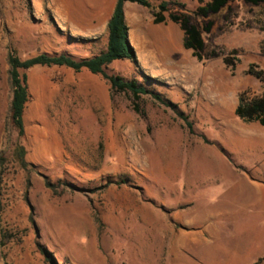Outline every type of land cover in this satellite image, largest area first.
<instances>
[{"label": "rangeland", "instance_id": "rangeland-1", "mask_svg": "<svg viewBox=\"0 0 264 264\" xmlns=\"http://www.w3.org/2000/svg\"><path fill=\"white\" fill-rule=\"evenodd\" d=\"M177 1L189 12L198 5ZM115 2L0 0V264H48L42 250L58 264H264V236L245 247L235 232L220 230L180 253L168 244L169 226L186 229L180 218L200 213L227 188L264 184V126L235 114L239 94L264 93L249 72H264V2L232 0L210 16L203 38L214 54L203 60L183 47L177 24H156L153 8L126 3L135 61L104 70L137 79L164 102L142 95L135 110L131 94L111 91L99 74L35 66L26 71L29 99L18 135L8 47L22 59L97 55ZM246 213L233 231L254 219L264 225V208ZM217 244L222 249L211 252Z\"/></svg>", "mask_w": 264, "mask_h": 264}, {"label": "trees", "instance_id": "trees-1", "mask_svg": "<svg viewBox=\"0 0 264 264\" xmlns=\"http://www.w3.org/2000/svg\"><path fill=\"white\" fill-rule=\"evenodd\" d=\"M153 1L156 5L153 6ZM232 0H197L196 8L189 12L185 4L177 0H116L112 13L106 24V46L103 51L92 57L75 59L66 53H39L35 56L22 59L16 50L9 46L7 49L8 77L11 87L10 117L18 135L24 134L23 114L29 99L26 71L35 66H64L74 71L88 70L93 74L101 75L108 81L111 91L130 93L135 110L138 109L136 101L142 95H150L160 102L164 99L159 93H155L137 79H125L119 75L108 74L104 67L116 60L130 59L135 61L133 49L128 40V25L125 21V3H134L146 8H153V22L158 24L167 19L177 24L183 31V47L191 50L197 60L213 55L206 53L204 33H209L213 22L210 16L219 13ZM246 3L259 4L264 0H242ZM199 20H202V24ZM227 62H230L227 59ZM249 72L264 83V72L250 69ZM235 114L242 120H256L264 126V93L260 96L248 97L239 94ZM186 120V119H185ZM188 127L191 124L187 122ZM24 149L19 146L15 149V155L24 165ZM4 161L0 158V163ZM46 187L55 190V185L46 179ZM45 261L48 264H58L45 250Z\"/></svg>", "mask_w": 264, "mask_h": 264}, {"label": "crops", "instance_id": "crops-1", "mask_svg": "<svg viewBox=\"0 0 264 264\" xmlns=\"http://www.w3.org/2000/svg\"><path fill=\"white\" fill-rule=\"evenodd\" d=\"M234 197L246 199L231 202L230 200H233ZM200 208V213L186 215L184 216L186 219L180 218L179 222L186 226V229L177 230L171 226L168 227V244L171 253L182 252L187 243L193 242L196 245L197 243L212 242L213 238L221 233L220 230L235 232L238 236V243L245 247L249 241L257 236H264V225L258 224V221L256 223V219H254L258 214V209L264 208V184L245 182L239 187L227 188L212 202L202 205ZM243 210L247 212L249 217L254 216L255 222L250 224V227L241 229L239 226L237 231H233V221L239 218V214ZM245 242H247L246 245H244ZM220 247L221 245L218 244L211 246V252L221 250Z\"/></svg>", "mask_w": 264, "mask_h": 264}, {"label": "bare ground", "instance_id": "bare-ground-1", "mask_svg": "<svg viewBox=\"0 0 264 264\" xmlns=\"http://www.w3.org/2000/svg\"><path fill=\"white\" fill-rule=\"evenodd\" d=\"M170 156V155H169ZM168 157V156H167Z\"/></svg>", "mask_w": 264, "mask_h": 264}]
</instances>
